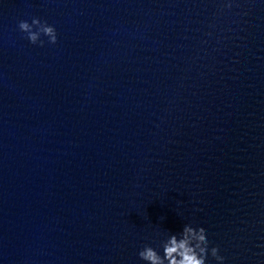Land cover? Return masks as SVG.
<instances>
[{
    "label": "clouds",
    "instance_id": "clouds-1",
    "mask_svg": "<svg viewBox=\"0 0 264 264\" xmlns=\"http://www.w3.org/2000/svg\"><path fill=\"white\" fill-rule=\"evenodd\" d=\"M18 28L34 45H44L45 41L41 39L42 35L47 37L49 44L57 43L55 27L40 18L33 17L31 23L21 20L18 22ZM209 244L204 227L185 224L180 232H169L166 238L160 242L162 255L152 246L145 245L139 251L138 256L146 264H206L210 255L217 264H223L225 258L219 254L218 246L210 248Z\"/></svg>",
    "mask_w": 264,
    "mask_h": 264
}]
</instances>
